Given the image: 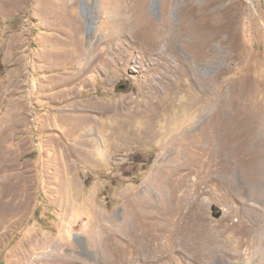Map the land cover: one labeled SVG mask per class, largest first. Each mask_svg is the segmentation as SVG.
I'll return each mask as SVG.
<instances>
[{
  "label": "rangeland",
  "instance_id": "rangeland-1",
  "mask_svg": "<svg viewBox=\"0 0 264 264\" xmlns=\"http://www.w3.org/2000/svg\"><path fill=\"white\" fill-rule=\"evenodd\" d=\"M165 2L0 0V264H130L128 221L175 185L236 255L214 264H264V0H174L172 27L193 6V27L221 20L203 52L154 48ZM230 105L262 118L222 158ZM175 257L160 264H191Z\"/></svg>",
  "mask_w": 264,
  "mask_h": 264
},
{
  "label": "bare ground",
  "instance_id": "bare-ground-1",
  "mask_svg": "<svg viewBox=\"0 0 264 264\" xmlns=\"http://www.w3.org/2000/svg\"><path fill=\"white\" fill-rule=\"evenodd\" d=\"M193 1L201 2V0ZM173 2L174 0H166L165 2L164 22L162 23L161 30L158 33L156 41L153 42V44L157 45L154 48L156 50H160V46L164 44V47L166 48L165 50H167V38L169 35L175 34L176 36L174 39L175 41L180 42V45L182 43L185 46L192 47L198 52H203V46H198L197 43L200 42L201 45H204L201 40L204 39L205 35L207 38L212 40L213 38L217 39L218 29L220 30V28L223 27L221 20L218 23V27L211 25L210 34H208L207 31L208 25L207 23L203 22L202 18L200 19L201 22L199 20L198 25L193 27L191 23L195 25L194 20L197 18L195 17L196 7L193 6L187 9V11L184 13V21L180 25V28L172 27L173 24L170 20L169 11L173 5ZM142 31H145L146 35L147 30L142 29ZM221 32H223V30H221ZM194 33L198 36V41L196 43L193 41L194 44H188L183 38L187 37L188 39ZM261 86L262 90L264 91V83H262ZM229 102L230 100L228 101V105ZM230 109L232 110V115L230 118L219 119L217 123H215L216 125L214 128H212L213 130L217 129L218 131V139L214 137L213 141L216 147H219L217 150L222 151V158L224 157V152L231 155L230 151H232L231 148L233 147H244V149L246 147H251L252 149L253 140L256 134L255 126L261 121L262 118V116L240 114L242 112L235 107L232 108L231 105ZM225 163V160L222 159V166H224ZM178 186L179 185H175L173 191L169 188L168 193L172 197L164 199L168 204L166 209H162L159 206L150 204L149 201L153 200L151 197L148 199L149 201H146L148 202L147 204H145V200H140V209H138L136 214L134 213L135 215L130 218V221H128V228L126 227L127 229L123 230V249L131 256L130 264H160L176 258L175 255H180L181 258L184 260L186 259L191 264H214L216 258L222 257L223 255L230 256V254H232L231 257H236V255L233 253L224 250L223 246L220 244L223 235H218L219 238L216 237L219 240H215L216 238L206 239L204 237L205 229L203 224L197 223L194 218L197 213L194 212L193 203L189 201L188 203H185V197L180 196L178 199H176V197H174L175 195L173 196L174 193L176 194ZM134 201L139 202L137 199H131L129 202ZM145 208L147 209L146 212ZM233 226L234 227H232L231 230L233 229L234 232H237V243L245 242V240L250 239L253 231L248 228L249 226L241 228L238 225ZM227 230L224 233H226ZM95 232L101 243L106 246L107 236L105 233V237H103L102 230L98 228ZM95 238L96 236L94 239Z\"/></svg>",
  "mask_w": 264,
  "mask_h": 264
},
{
  "label": "water",
  "instance_id": "water-1",
  "mask_svg": "<svg viewBox=\"0 0 264 264\" xmlns=\"http://www.w3.org/2000/svg\"><path fill=\"white\" fill-rule=\"evenodd\" d=\"M122 88V87H121Z\"/></svg>",
  "mask_w": 264,
  "mask_h": 264
}]
</instances>
